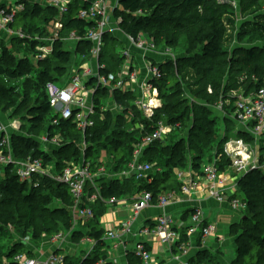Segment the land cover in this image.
Wrapping results in <instances>:
<instances>
[{"label":"trees","instance_id":"1","mask_svg":"<svg viewBox=\"0 0 264 264\" xmlns=\"http://www.w3.org/2000/svg\"><path fill=\"white\" fill-rule=\"evenodd\" d=\"M116 1L118 7L114 8L113 17L118 20L117 26L124 35L133 39L146 36L158 47H171L176 52L175 61L167 59L159 64L164 74L154 85L161 106L155 109L150 120L133 106L134 94L117 89L110 95L123 107L121 112L115 115L101 111L109 95L108 89L101 87H97L94 93L97 111L94 125L85 133L77 129L73 120L59 118L49 104L46 84L64 85L68 81L74 54L81 52L87 55L89 46L88 41L81 40L71 52L63 38L55 39L51 52L41 59L35 58L38 54L36 47L42 44L38 40L12 37L6 42L0 38V111L20 122L19 131L11 134L14 159H41L42 164L50 165L55 173L61 172L68 164L83 162L96 175L93 182L104 198L124 196L131 189L129 179L133 182L135 193L147 190L152 193L155 202L156 196L161 193L179 192L181 183L176 177V170L189 167L200 171L203 162L210 161L214 154H221L222 144L228 137L235 135L252 143L250 133L238 130L232 118L235 106L229 93L242 90L247 95L264 86V7H259L262 0H238L240 14L246 16L237 25L236 36L245 40L228 49V28L236 29V21L232 17L234 11L229 4H218L215 0ZM82 7L78 0L72 1L67 16L62 19L61 37L71 31L83 36L93 25L94 21L76 17ZM17 16L13 27L26 33L41 34L44 32L42 26L55 19L57 11L28 2ZM103 42L98 61L104 67L100 72L105 76L112 74L115 78L125 63L120 52L123 46L119 47L123 43L109 30L104 32ZM223 55L227 58L222 59ZM93 81L94 78H91L87 84ZM208 87L211 93L207 91ZM42 89L43 94L38 95ZM220 101L224 104L225 115L216 109ZM54 118L58 119L56 125L51 124ZM158 121L172 125L174 129L165 144L155 141L139 157V161L154 165L151 180H135L131 176L121 179L105 173L98 175L102 166L111 174L125 169L133 158L134 145L141 136L152 131ZM137 122L144 125L142 130L133 128ZM26 125L32 135L22 129ZM43 135L48 138L59 135L60 145L44 150L37 140ZM82 140H85L83 156L78 146ZM258 150L260 162L264 163V133L259 138ZM217 164L222 169L229 164V160L222 156ZM16 171L14 163L0 165V222L6 224L23 220V231L34 243L39 242L42 235L49 238L60 230L68 229L71 226L69 208L72 205L69 189L38 175H34L31 181L20 180ZM238 187L239 196L246 201L247 208L230 226L229 235L234 237L235 243L232 264H264V169L251 170L243 175ZM85 190L92 193L90 182L86 183ZM90 206L93 219L79 226L80 230L73 235L75 238L84 235L92 237L96 241L93 252L91 256L68 264H93L98 260L112 264L107 255L109 245L104 239L105 232L97 223L98 211L108 206L100 199ZM190 211L182 214L184 221ZM15 212L18 213L17 220ZM181 233L180 242L186 241L185 227H182ZM2 234L8 235V231H2ZM194 241L199 245L200 235L195 236ZM172 249L175 251L176 247ZM15 253L33 257V252L20 242L9 246L5 255L12 258ZM126 257L129 264L139 263L132 252H127ZM213 257L207 249L201 250L190 263L217 264Z\"/></svg>","mask_w":264,"mask_h":264},{"label":"built area","instance_id":"2","mask_svg":"<svg viewBox=\"0 0 264 264\" xmlns=\"http://www.w3.org/2000/svg\"><path fill=\"white\" fill-rule=\"evenodd\" d=\"M73 0H0V38L8 42L12 37L25 39L24 32L21 28H15L12 25L16 16L24 10L25 4H39L42 7L53 8L57 11V17L50 22L56 33L50 40L48 45H39L36 47L38 54L35 58L41 59L49 54L52 50L51 45L57 38H63L65 41L73 40L74 44L81 40L89 42L88 54L81 52L74 54L75 63L70 68L68 81L60 86L48 82L46 84V93L50 106L53 108L57 116L62 119H71L76 124L77 129L85 133L88 128L94 125V116L97 114L94 104V93L97 87L107 88L108 94L113 90H120L134 94L132 100L133 106L146 119L150 120L154 116L155 109L161 106V100L158 95L155 81L162 78L163 72L159 64L165 60L175 61L176 52L171 47L158 48L153 41L145 40L143 36L133 39L126 36L129 46L123 47L120 52L125 58L117 76L107 74L106 76L100 72L104 67L98 61L99 55L103 47V34L109 30L111 23L117 24L118 20L113 17V10L117 5L116 0H78L83 7L80 8L76 17L82 20L94 21L93 25L87 28L83 36L77 35L71 31L67 36L61 37L60 30L63 28V18L69 12L70 4ZM218 4H229L234 15L235 21L241 19L239 2L231 0H215ZM25 3V4H24ZM87 3L85 6L84 4ZM49 22V23H50ZM46 47V48H45ZM135 48V51L131 50ZM76 48V46H75ZM74 48V49H75ZM40 51H42L40 53ZM139 52V54L137 53ZM143 62V73H140L136 64L137 57ZM127 62V64H126ZM94 78L93 83L87 82ZM207 91L212 92L208 87ZM108 95V96H109ZM234 99L235 106L232 118L237 123L238 130L247 131L255 141L254 144L245 141L243 137L230 136L222 144L221 154L213 155L210 161L202 163L198 175H191L193 169L176 170V177L180 184L179 192L171 190L156 196L155 202L151 192L142 190L132 202L129 204L131 218L128 221L121 222L118 227L108 230L104 239L111 240L110 246L116 248L121 243V239L133 232L131 230V220L136 219L140 212L153 203H156L163 210L167 205L178 197V193L188 196L196 195L201 190L207 192L210 197L217 202H226L230 209L242 216L247 208L246 201L239 196L238 187L239 179L251 170L264 169V163L260 162L258 141L264 133V86L260 87L256 92L245 95L242 90H232L229 93ZM193 101V98H190ZM226 103L228 100L225 101ZM223 102L220 101L216 109L225 115L223 111ZM123 107L115 101L108 99L103 103L101 111H109L113 114L121 112ZM100 118H103L101 113ZM16 121L9 124L0 121V165L17 164V175L20 180L31 181L34 175L47 177L57 183L65 185L69 189L72 198V205L69 210L71 213V226L67 229V235L75 229L77 225H83L85 221L93 218V210L90 204L97 199L106 205H115L121 203L122 200L116 197L104 198L100 192V188L94 184L96 175H93L89 166L81 163H71L63 168L59 173H55L54 168L50 165L42 164L41 159H32L27 157L24 160H16L12 155L11 134L17 128L13 125ZM51 124H58V119L54 118ZM136 129L142 130L144 125L141 122L134 124ZM132 129V128H131ZM174 129L172 125H167L162 121H158L153 125L152 131L141 136L139 142L134 145L132 152L133 158L126 165L117 177L131 176L135 180H151L150 176L154 170V165L149 162L139 161L142 151L155 141L165 144L169 133ZM44 143L48 148L60 145L61 139L59 135L51 138H44ZM81 149L82 156L85 149V140L78 145ZM224 156L229 160V164L219 169L220 158ZM264 160V155H263ZM104 167H100L98 175L104 173ZM186 172L189 176H186ZM196 172V171H194ZM90 182L93 186L92 193L85 190L86 183ZM37 185V182H34ZM189 222L185 227V235L187 240L180 242L182 239L181 229L175 219L169 214L163 212L148 225L140 228L137 232H133L134 236L141 237L133 244L132 252L139 260L137 264H160L152 255L147 247L148 241L144 238H155L169 247L175 246L181 255L187 253L192 245V238L200 235V247L205 246V240L216 232V222H206L205 215L201 207L195 206L188 213ZM152 225V226H151ZM64 236V231L60 230L50 238L52 243L57 244ZM82 245H87V251L84 258L89 256L95 246L96 241L87 235L80 239ZM196 244V243H195ZM129 250L126 251V253ZM66 264L65 257L57 252H52L44 261H39L34 257H28L24 253H15L12 257V263L5 264ZM93 264H104L102 260H98ZM112 264H117L116 259L112 260ZM187 264V263H185Z\"/></svg>","mask_w":264,"mask_h":264},{"label":"crops","instance_id":"3","mask_svg":"<svg viewBox=\"0 0 264 264\" xmlns=\"http://www.w3.org/2000/svg\"><path fill=\"white\" fill-rule=\"evenodd\" d=\"M112 30H116L117 32L119 31L120 36L121 37L123 36V38L120 40L123 41L125 35L122 31L119 30L116 23L115 24L111 23L109 31H112ZM114 37L117 38V36H114ZM109 101L112 102L113 100L108 99V102ZM0 113L2 114L0 115L1 122L9 124L11 121H16V119L9 118V114L6 116L7 113H3L1 111ZM13 125L17 128L16 130H14V132L19 131L18 129L20 127V122L19 121L14 122ZM45 137L46 136L43 135L41 137H38L37 140H39L40 143L44 145L42 147V144H41V147L47 151L49 149L48 148L49 144L48 146H46V144L44 143L43 140ZM17 167L18 165L16 164V168ZM187 169H189V167ZM187 169H184V170H187ZM191 175H193L194 177H196L197 175L201 177L197 172H194V171L191 172ZM186 176L188 177L189 173L186 172ZM125 177L120 176L118 178L123 179ZM127 177H130V176H127ZM127 181H128V184H130L131 189L127 191V193L124 196L119 198L120 200H122V202L117 203L115 205H107L108 207H103L104 208L103 210L98 211L99 214L97 216V223L99 224L98 226L102 228L105 233L108 230L115 229L116 227L120 225L121 222L128 221L131 218L130 216L131 211H130L129 204L132 202L135 196L138 195V193H135V188L133 187V184H131L133 182L129 179ZM195 206H199L202 208L204 215H205L206 222L215 221L217 226H218V222L220 218L223 219L224 217H229V216L235 217L234 215L239 216L238 214H236L230 209L229 205L226 202L219 203L214 198L210 197L207 192L201 190L196 195H192V196L178 193V197L175 200L171 201L164 210L160 208L156 203H153L150 207L142 210L136 219L131 220V230L133 232H137L140 228L148 225V222L152 221L153 219H155L157 216H159L163 212L172 216L175 219L177 225L183 227L185 225L182 222L180 223L179 220L175 218L174 216L179 215L180 220L184 221L182 219V214L184 213V211L190 210ZM107 209H109L110 211L106 212ZM236 221L237 220H235L234 222ZM87 223H88V220L85 221L83 225ZM83 225H77L75 229L69 234V236L66 233L68 231L67 229L62 230L64 231V236L57 244L52 243L50 241V238L54 235L50 236L49 238L48 237L42 238L37 243H34L31 237L28 241H26L25 238L24 239L19 238L15 240L13 244H17L19 242L22 243V245L26 246V248L29 251L33 252V257L38 259L41 262L44 261L48 257V255L52 252H57L61 254L62 256H64L66 264H68V262L69 263L76 262L79 259L84 258V255L88 248L87 245L79 244L78 242L79 238H75L73 235L76 230H80L79 226H83ZM133 232L123 237V239H121V243H119L116 246V248H113L110 246L111 240L105 239L109 245L107 255L109 256L111 261L113 259H116L117 264H129L127 261V257H126V254H127L126 251L129 250L128 252H130L133 248L134 242L141 238V237L134 236ZM215 233H217V229ZM214 234L209 236L208 239H206L205 246H202V247L195 244V241L192 238L191 247L187 250V253L182 254V255L181 253L177 252V249L174 251L172 247H169L167 244H163L159 242L157 239L153 237L144 238V239L145 241H148L147 246L149 247L154 258L160 264H185V263L194 264L190 262L192 259H194L198 255V253L201 250L207 249L209 252H211V254L215 252L214 255H216V257H220L217 251L220 250L219 253H222V251L220 247L216 248V242L218 243L220 238L218 236H215V239H216L215 245L210 240V237L212 239V236H214ZM232 243H233L232 244L233 247L235 248L234 238L232 240ZM2 258H3V262L2 263L0 262V264L12 263V258H9L7 255L2 256Z\"/></svg>","mask_w":264,"mask_h":264},{"label":"rangeland","instance_id":"4","mask_svg":"<svg viewBox=\"0 0 264 264\" xmlns=\"http://www.w3.org/2000/svg\"><path fill=\"white\" fill-rule=\"evenodd\" d=\"M231 1L239 2L238 0H231ZM116 6L118 7V3H117ZM259 7H264V0L261 1ZM244 16H246V15H241L240 14L241 19L236 21V24H235L236 25L235 26L236 29L228 28L227 34L230 36L229 43L227 44L228 49L233 48V46H235V44H241V42L245 40V38H239L238 36H236L237 35L236 31H237V28H238L237 25L242 21V18ZM232 17L237 18V16H235V15H233ZM51 23L52 22L47 23L44 26H42V28L44 29V32H42L41 34H38V33L32 34V33H26L25 31H23L24 32V36L26 37V39L30 38V39L38 40L43 45H48L50 47V40L56 33V31H55L54 27H52ZM112 33L114 34V36H117V38L119 40L123 38V36L122 37L120 36L119 31L117 32L116 30H112ZM142 38H144L145 40H149L146 36H143ZM179 38L184 39L180 35H179ZM121 42L123 43V45L121 44V45H119V47H122V46L123 47H128L129 46V42H128L126 36L124 37L123 41H121ZM66 45H67V48L71 52H73L74 47H75L74 41L73 40H70V41L68 40ZM158 48H161V47H158ZM131 50L135 51V48L131 47ZM41 52L42 51H40V53ZM137 53L139 54V52H137ZM230 54H231V52H230ZM225 56L227 58V55H223L221 58L224 59ZM72 57H73V55H72ZM135 62L137 64V66H138V70L140 71V73H143L144 72V70H143V62H142V60L140 59L139 56L137 57ZM73 63H75V60H73ZM126 64H127V62H126ZM21 80L22 79H20L19 82H21V84H22ZM19 90L21 92L22 88H20ZM40 94H43V89H42V91H39L38 95H40ZM108 99L109 100L112 99L111 95L108 96ZM0 115H2V114L0 113ZM7 115L8 114H6V116ZM218 124L220 125L219 121H218ZM22 129L25 132H27L29 135L33 134L32 131H29L30 128L27 125L23 126ZM254 143H255V141L253 140L252 144H254ZM43 146L44 145L42 144V147ZM104 161H105V159H104ZM105 171H106L105 175L108 174L107 176H109V177L110 176L111 177L117 176V174L120 173V172H118L116 174L115 173L111 174V173H108L107 170H105ZM37 198L42 199L41 197H38V196H37ZM109 211H110L109 209L106 210V212H109ZM17 214L18 213L15 212V220H17ZM234 216L235 217H232V216L224 217L223 219L220 218L219 222H218V226H217V233H215L214 236H212V239L210 237V240L213 242L214 245H215V241H216L215 236H218L220 238L218 243L216 242V248L220 247V249L222 251V253H219L220 250L217 251V253L219 254L220 257H216V255H214L215 252L212 253L214 255L213 258L217 262V264H230V263L232 264V260L235 257V250H234V247L232 245L233 244L232 240H233L234 237L229 235V230H230L231 224L235 220H237V221L239 220V216H237V215H234ZM174 217L177 218L179 220V222L180 223L182 222L184 225H186L189 222V219H186L185 221L180 220L179 215L178 216L176 215ZM23 227H24V221L23 220L22 221H20V220L19 221H14V222L10 221V222H8L6 224H3V223L0 222V259L2 258V256L5 255V252L9 248V246L13 245V242L15 240H17L19 238H22V239L25 238L26 241H28L30 239V236L27 234V232L23 231V230H25ZM2 231H8V235L2 234ZM37 233H40V231L37 230ZM42 238H45V236L42 235ZM80 239H81V237L78 240L79 244H81ZM177 252L180 253V251H178V250H177ZM0 262L1 263L3 262V258L1 259Z\"/></svg>","mask_w":264,"mask_h":264}]
</instances>
